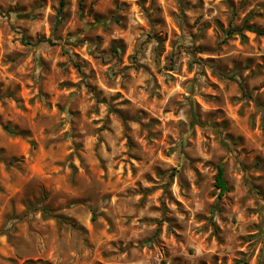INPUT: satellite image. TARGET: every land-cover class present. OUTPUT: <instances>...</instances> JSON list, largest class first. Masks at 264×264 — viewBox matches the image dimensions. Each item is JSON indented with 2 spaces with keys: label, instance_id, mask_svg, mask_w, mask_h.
I'll use <instances>...</instances> for the list:
<instances>
[{
  "label": "rangeland",
  "instance_id": "obj_1",
  "mask_svg": "<svg viewBox=\"0 0 264 264\" xmlns=\"http://www.w3.org/2000/svg\"><path fill=\"white\" fill-rule=\"evenodd\" d=\"M65 3L61 14L60 0H0V264H264V37L233 33L246 20L264 28V0ZM188 37L190 46L180 43ZM181 57L191 59L177 69ZM194 65L207 66L199 72L207 91L193 100L197 87L187 89L185 123L176 119L183 91L162 104L146 84L199 86ZM189 128L186 163L177 164L173 132ZM108 140L121 149L111 180L98 155L101 145L112 153ZM89 151L95 162L86 166ZM73 158L80 167L65 168ZM219 164L229 187L222 197ZM188 191L201 211L189 212ZM232 208L242 209V234L235 214L225 215ZM197 246L201 255L189 260Z\"/></svg>",
  "mask_w": 264,
  "mask_h": 264
},
{
  "label": "clouds",
  "instance_id": "obj_2",
  "mask_svg": "<svg viewBox=\"0 0 264 264\" xmlns=\"http://www.w3.org/2000/svg\"><path fill=\"white\" fill-rule=\"evenodd\" d=\"M12 3H15V0H11ZM193 3L196 2V0H192ZM207 7V5H206ZM217 15V11L214 10L211 15H208L206 12H205V15H204V19L205 20H210L213 16H216ZM239 21H237L238 23ZM133 23H135V21H133ZM141 39H143V37H141ZM155 41H152L151 44H149L147 46V49H148V52L150 53L151 51V48L155 45ZM180 43L184 44V45H187V46H190L192 44V41H191V38L188 37V38H185L183 39L182 41H180ZM107 45H103L102 47H106ZM185 59H191L190 57H181V60L177 62L176 64V68L177 69H180L181 67V63L183 60ZM144 62H148L149 63V66L152 67L150 61H145V60H141V63H144ZM113 64H116V61H112ZM161 67L163 66V59L161 58ZM117 67H121L120 65H117ZM194 71L197 72V81L199 82V86H194V85H191V84H185L184 85V88L183 89H180L179 88V82H177V85L175 87H171V90L170 91H165L163 88H156L155 87V82L149 80L148 83L146 84V88L152 92L154 95L155 94H160V93H163L164 95V100L161 102L162 104L163 103H166L168 101V98L171 97L175 92L177 91H183V97L181 96H177V99L181 101V103L183 104V107H179L178 106V114L176 116V119L177 120H181V121H185V123H187V118L185 116V112L187 111V109L189 108V103L188 101H186L184 99V97H188L189 96V91L187 89H190L192 87H197V91L195 92V94L192 96V99H196L200 92H205L207 91V84H206V81H205V77L203 75H200L199 72H200V68L203 67V70L205 72L208 71V68L207 66H197V65H194ZM152 70L153 72H155V67H152ZM85 71L87 72L88 69H85ZM144 77L141 76L137 83L143 81ZM118 81H111V83L115 84L117 83ZM169 85L171 86L172 85V82L169 81ZM176 110V109H174ZM104 109L103 107H101L100 109V115L101 117L104 116ZM170 117L168 116H165L163 117L162 119L164 120H167L169 119ZM147 121H145L146 123ZM131 127L133 129H137V125L136 124H131ZM162 127V125H161ZM155 131V129H153ZM171 131V129H169ZM191 129H187L186 132H185V135L184 137H181V138H176L175 137V133L173 132V136H174V139H175V144H173V147L176 148V151L172 153V157L176 160L177 164H181V163H186L184 160H183V157L181 156L180 154V146H181V140L182 139H191ZM119 134V133H117ZM136 133L133 132V136L135 135ZM108 143L109 144H112L113 145V151L111 154L109 153H106L104 151V148H103V145H101L99 151H98V155L100 157H103L105 159H107L109 161L108 165H107V168H108V172H107V175H108V179L111 180L115 175H116V172L114 171V161L111 160V157L112 156H115L117 155L119 152H120V148H117L114 144V142L112 140H108ZM85 147L86 148H89L90 146L86 143L85 144ZM122 147V146H121ZM81 155L84 157V162H85V165L86 166H90L92 164H94L95 162V156L92 155V153L89 151V152H86V153H81ZM192 155H201V153H199L198 151L197 152H193ZM153 159H156V157H153ZM68 163H72V164H76L77 168L80 167L79 163L75 160V158H73L71 161L69 162H66L65 164V168H67V164ZM169 163H171V160L169 161ZM167 165H165L166 167ZM149 167L150 165H147L145 166L142 171H148L149 170ZM91 175L93 177V183L94 184H98L99 181L98 179L96 178V172L95 170H91ZM136 179H139L141 180V183L142 184H145V186H148L146 184V182L142 179V176H141V173L138 172L137 173V176H136ZM169 178L167 176L163 177L162 179L158 180L157 183L158 184H162V183H165V182H168ZM175 189V184H172L171 186V190H172V195L174 197H176V199H179L180 196L176 193V191L174 190ZM185 194L187 195H192L193 196V200L191 201L192 203H195V207H192V208H189V206L186 204L185 205V208H189V212L190 213H195V212H198V211H201V203H198L196 202V199H195V195L194 193H192L191 191H188L186 192ZM156 195H159V193H155L152 197H150L149 199V203H154L155 202V196ZM164 202L165 203H168V198L167 196L164 197ZM104 203L106 204H111V201H105ZM249 203H251V201H249ZM262 205H264V201H261L260 202ZM168 207L169 208H172L173 205L172 204H168ZM245 207H247V205H245ZM147 208V206H146ZM146 208H145V211H146ZM101 210L102 211H107L106 208H103V206L101 207ZM145 211H142L140 213V215H144L145 214ZM149 215H154L153 213H148ZM174 214V213H173ZM235 214L236 216V220H237V226H234L233 227V232L235 234H242L244 232V227L242 225V222L244 220V216H243V213H242V209L238 210L236 208H232L230 212H227L225 213V215H227L229 217V220H231L232 218V215ZM216 220H217V223H219V218L218 217H214ZM237 228H238V232H237ZM209 231H211V228H209ZM234 239V237H230L229 240L232 241ZM125 243H127V240L125 241ZM191 246V245H190ZM239 248V244L238 243H235V244H230V246L228 247V252L231 254V253H234L235 250H237ZM223 254V253H221ZM135 253H133V257H135ZM201 255V248L200 247H195V256L193 257H188L189 260H192V261H195V258L196 257H199ZM255 257H253L254 259ZM130 264H146V260H136V259H132L130 261ZM156 264H159V259H156ZM169 264H171V261L169 260ZM251 264V262H250Z\"/></svg>",
  "mask_w": 264,
  "mask_h": 264
},
{
  "label": "trees",
  "instance_id": "obj_3",
  "mask_svg": "<svg viewBox=\"0 0 264 264\" xmlns=\"http://www.w3.org/2000/svg\"><path fill=\"white\" fill-rule=\"evenodd\" d=\"M65 4H66L65 0H60L59 12L61 14L63 12ZM80 7H81V3H80ZM97 21H99V20L97 19ZM243 30H248L250 32L256 33L259 36L264 37V28L256 26L255 24H248L247 20L245 21V23L243 24V26L240 29H238V28L233 29V33H242L241 31H243ZM215 185L220 190V193H219L220 197L224 196L225 193L227 191H229L228 183H227L226 178H225V167L223 164H219L217 167V174L215 177ZM41 210L43 211V214L47 217H55L57 219H63V217L61 215L51 213V210L47 206L42 207Z\"/></svg>",
  "mask_w": 264,
  "mask_h": 264
}]
</instances>
